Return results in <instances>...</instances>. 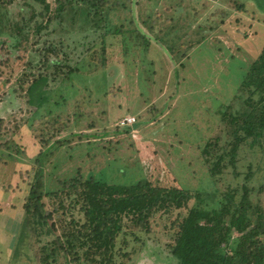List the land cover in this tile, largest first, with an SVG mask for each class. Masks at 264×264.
<instances>
[{
  "label": "rangeland",
  "instance_id": "obj_1",
  "mask_svg": "<svg viewBox=\"0 0 264 264\" xmlns=\"http://www.w3.org/2000/svg\"><path fill=\"white\" fill-rule=\"evenodd\" d=\"M106 1L113 9L107 27L133 30L149 42L146 70L126 65L118 51L108 52L114 37L100 41L105 31L93 26L92 17L87 24L74 19L67 4L0 0V264H40L42 245L60 242L53 224L59 225L61 215L47 216L57 205L46 193L60 190L77 173L100 175L110 184L141 178L166 187L181 182L220 194H242L245 186L264 216V148L245 144L235 171L227 158L212 173L232 137L218 121V110L226 106L211 101H232L244 62L254 61L264 44L263 21H251L244 12L249 0ZM54 40L67 46L79 70L68 81L51 79L47 102L32 107L21 75L28 72L30 83L43 72L44 47ZM59 59L68 65L61 52ZM233 102L230 113L246 111L245 104ZM132 117L136 128L121 125ZM182 135L194 146L175 153ZM216 138L202 158L201 150ZM249 164L252 176L245 182ZM33 184L41 196L39 215L24 208ZM35 220L45 222L43 229ZM126 222L129 230L137 229ZM150 223V232L158 229L157 219ZM153 235L141 234L144 244L126 264H171ZM56 264L74 263L61 257Z\"/></svg>",
  "mask_w": 264,
  "mask_h": 264
},
{
  "label": "trees",
  "instance_id": "obj_2",
  "mask_svg": "<svg viewBox=\"0 0 264 264\" xmlns=\"http://www.w3.org/2000/svg\"><path fill=\"white\" fill-rule=\"evenodd\" d=\"M55 2L67 4L73 12L72 17L85 24L92 17L95 20L93 26L97 29L101 27L105 31L100 36V41L109 35L114 37L108 52L118 51L126 65L129 61L134 68L143 71L147 69L144 58L148 56L149 42L141 33L135 34L133 30L123 31L107 27L105 21L113 9L106 0ZM249 2L251 7L244 11L247 18L251 21L257 19L260 24L258 21L261 19L264 23V0ZM242 9L244 10L241 6L237 11ZM95 32L97 31H93ZM261 41L264 42V35ZM62 43L56 40L47 43L48 47H44L45 62L40 67L43 72L32 75L30 83L28 72L21 75V84L29 85L26 95L27 102L32 107L40 108L47 102V87L51 79L62 78L68 81L79 70L77 63L65 49L67 46ZM96 44L97 42L94 45ZM101 50L103 54L107 52L104 46ZM60 52L64 54L68 65L60 61ZM47 54L53 57L47 59ZM209 57H205L208 62ZM84 59L83 55L81 60L84 62ZM244 63L245 67L232 101L219 97L211 101L214 106L216 103L226 106L224 111L218 110V121L221 128H226L232 137V144L217 156L212 171L215 175L219 172L217 170L221 162L227 158L232 170H236V157L241 146L246 144L252 148L257 144L264 148V44L254 61L250 64ZM49 70H53V78L50 73L47 75ZM208 76L210 77V73ZM32 92L35 98H31ZM233 101L245 104L246 111L230 113ZM249 104H252L250 108ZM131 128H136V124L128 127ZM174 134L177 135L176 132ZM176 138L179 139L178 144L172 150L175 153L179 152L180 146H194L187 143L186 135ZM218 141L219 138H216L201 150L202 158L205 159L207 149L215 147ZM155 144H159V138ZM251 173L249 164L243 178L245 182L250 181ZM60 185L59 192L46 193L57 205V209L53 208L47 216H58L59 212L61 215L62 221L59 225L57 226V222L53 224L60 231V242L50 241L42 245L40 264H56L61 257L74 264H126L144 244L141 240V234L144 233H154L152 239L155 243L159 246L164 244L163 254L171 264H264V216L259 207L251 204L248 198L249 189L246 190L245 186L242 194H238L237 190L220 194L216 190L208 192L201 187L192 189L187 185L183 186L181 182L175 187L161 186L158 181L152 183L146 178L130 184H110L104 181L103 176L90 175L84 178L80 173ZM37 191L38 186L31 185L24 204L26 213L40 214L41 207L38 203L41 196ZM190 201L192 205L188 206ZM185 207L186 211H181ZM156 219L158 229L150 232V222ZM127 220L137 229L129 230ZM34 223L40 229L45 224L38 220Z\"/></svg>",
  "mask_w": 264,
  "mask_h": 264
},
{
  "label": "built area",
  "instance_id": "obj_3",
  "mask_svg": "<svg viewBox=\"0 0 264 264\" xmlns=\"http://www.w3.org/2000/svg\"><path fill=\"white\" fill-rule=\"evenodd\" d=\"M121 122H122L121 125H133V123L135 122V119L129 118V119L122 120Z\"/></svg>",
  "mask_w": 264,
  "mask_h": 264
},
{
  "label": "clouds",
  "instance_id": "obj_4",
  "mask_svg": "<svg viewBox=\"0 0 264 264\" xmlns=\"http://www.w3.org/2000/svg\"><path fill=\"white\" fill-rule=\"evenodd\" d=\"M133 118V117H132Z\"/></svg>",
  "mask_w": 264,
  "mask_h": 264
}]
</instances>
